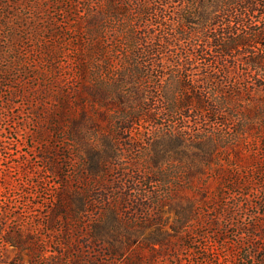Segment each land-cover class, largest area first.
Instances as JSON below:
<instances>
[{
	"label": "trees",
	"instance_id": "16d2710c",
	"mask_svg": "<svg viewBox=\"0 0 264 264\" xmlns=\"http://www.w3.org/2000/svg\"><path fill=\"white\" fill-rule=\"evenodd\" d=\"M0 8L7 27L0 87L10 89L18 72L37 82L40 120L54 143L41 149L43 167L61 182L35 229L0 198V264H9L7 243L27 250L30 264H153L177 251L176 238L192 241L188 220L163 231L162 209L174 191L216 184V200L228 190L252 205L251 195L264 193V0H0ZM136 128H144L140 140L185 144L175 153L187 158L169 156L176 163L154 177L110 145L78 167L74 144L93 158L97 138L119 144L133 140ZM117 169L121 186L86 182ZM71 173L82 187L71 186ZM126 176L145 186L134 213L121 205ZM255 204L263 213L236 224L249 244L243 264L256 261L252 250L264 241V204ZM153 207L158 219L148 215ZM223 211L232 224V210ZM152 226L155 233L141 239ZM201 254L204 264H221L219 253ZM174 256L170 264H184Z\"/></svg>",
	"mask_w": 264,
	"mask_h": 264
},
{
	"label": "rangeland",
	"instance_id": "374dc122",
	"mask_svg": "<svg viewBox=\"0 0 264 264\" xmlns=\"http://www.w3.org/2000/svg\"><path fill=\"white\" fill-rule=\"evenodd\" d=\"M3 13L4 10L0 8V42L5 40L4 36L7 31V27L4 26ZM38 66L41 67V64L38 63ZM18 74H21L19 79L13 81L10 89L0 87V145H2L0 147V198L9 199L10 207L18 212L19 220L28 224L31 223L35 229L36 217L40 212H43L46 205H52L51 200L59 192V188L61 189V182H57L56 179H60L57 175L43 167L45 163H43L41 157V149L45 147L51 149L54 143L51 139L52 134L49 138L48 126L43 127L39 116L42 110L40 102L42 97L40 93L42 92L34 87V85H37L34 79L27 78L26 74L20 72ZM30 75H32V72ZM22 78H25L27 85H21L24 83L20 80ZM140 131H144V128H141ZM140 131L136 128L133 131V140L121 141L118 142L119 144L109 142L103 137L102 139L97 138L93 142L94 150L91 152L93 158L86 154L87 148L83 144H74L71 153L77 156L76 161L81 169L82 167L85 168L86 163L97 161L98 154H105L110 150V145H119L123 149L120 160L128 165L132 163V167L138 168L141 172L145 170V165H148L147 172L150 171L154 177L156 170L161 165L165 168L176 163V159L169 156L179 155L183 159L187 158L175 153L176 150L185 148V144L181 145L169 138L155 141L140 140L138 136ZM134 139H136V142H133ZM71 144L73 145V143ZM3 146L6 148H3ZM66 153H68L67 149ZM166 159H171V163L164 164ZM119 171V169L113 170L104 177L100 175L89 177L86 182L91 189L94 185H105L106 188L112 184L113 186H121L122 176H120ZM66 174L68 175V172ZM76 176L78 177V175ZM131 177L126 176L123 179L126 187L122 192L124 199L121 205L126 208V213L128 211L136 212V209H132L134 202L138 201L140 196L144 197L145 193L144 191L141 192L145 189L144 184H131L133 181ZM69 181L74 189L82 187V184H76L73 175L69 177ZM158 189L156 188V190ZM219 194L220 191L216 184L211 186L209 190H205L204 187L194 189L187 185L186 189L174 191L162 209L161 216L163 219H167V225L163 228V231L172 233L171 226L176 221L188 220L193 232L192 241L186 243L185 240L179 237L176 238L177 251L169 252L165 257H159V259L153 261V264H160V261L163 262L164 260L168 264L172 263L175 258L174 253L183 260L184 264H204L205 259L201 253L205 251L219 253L221 264H243L241 257L246 255L249 244L246 238L240 241L246 235L238 225L243 222L250 223L252 217L257 213H263L260 205L255 203L261 202L264 204V193L259 190L255 196L251 195L249 199L254 200L253 205L247 203L251 201H245L239 194L232 191L227 190L225 199L216 200ZM146 195L151 194L147 193ZM45 201L46 205L44 204ZM148 202L152 203L149 199ZM238 202L240 207L236 206L239 204ZM224 207L230 208L233 212L231 215L232 224L228 223L227 214H224L223 211ZM148 215L152 219L159 218L154 207L151 208ZM259 219L264 222V217L261 216ZM40 229L43 233V228ZM155 230V226L146 228L141 235V239L149 238L155 233ZM46 236L45 234L44 237ZM257 243L260 249L256 252L252 250L256 258L253 264H259L258 261L264 253L262 247L264 241H258ZM149 251L150 249L147 248L148 253ZM2 254L6 263L30 264L31 258L27 250H20L8 243L5 245Z\"/></svg>",
	"mask_w": 264,
	"mask_h": 264
}]
</instances>
